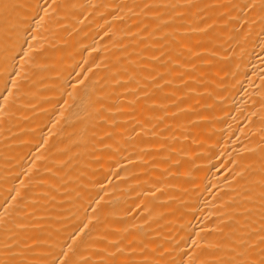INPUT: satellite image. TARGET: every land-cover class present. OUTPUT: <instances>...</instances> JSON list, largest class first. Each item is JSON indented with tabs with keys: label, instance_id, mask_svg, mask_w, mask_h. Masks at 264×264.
Listing matches in <instances>:
<instances>
[{
	"label": "bare ground",
	"instance_id": "obj_1",
	"mask_svg": "<svg viewBox=\"0 0 264 264\" xmlns=\"http://www.w3.org/2000/svg\"><path fill=\"white\" fill-rule=\"evenodd\" d=\"M0 264H264V0H0Z\"/></svg>",
	"mask_w": 264,
	"mask_h": 264
}]
</instances>
